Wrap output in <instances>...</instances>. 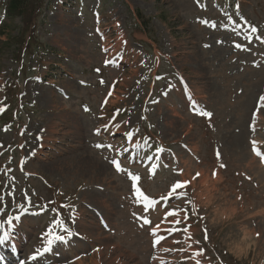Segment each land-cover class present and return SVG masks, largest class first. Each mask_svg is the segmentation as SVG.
I'll return each instance as SVG.
<instances>
[{"label": "rangeland", "instance_id": "rangeland-1", "mask_svg": "<svg viewBox=\"0 0 264 264\" xmlns=\"http://www.w3.org/2000/svg\"><path fill=\"white\" fill-rule=\"evenodd\" d=\"M48 1L29 39L18 36L20 18L5 16L0 4V190L20 202L26 188L41 202L52 198L58 209L70 204L68 211L80 212L81 221L94 210L124 217L134 233L141 232L131 221L138 220L141 206L124 205L123 196L134 197L128 172L153 171L143 168L149 157L144 130L169 159V172L145 179L152 194L166 195L173 182L201 174L187 189L197 210L185 221L199 241L192 247L204 245L211 264H264V161L252 150L256 141L264 152V43L256 39L264 38V0ZM143 19H150L149 28ZM8 36L27 41L30 49L14 53L15 40L11 48L3 45ZM40 41L46 54L39 53ZM161 75L166 78L157 80ZM110 126L120 137L96 133ZM129 131L135 133L131 139ZM38 136L61 140L60 153L37 156L43 142ZM169 146L175 156L167 153ZM113 159L126 171L118 172ZM23 172L34 179H15ZM177 205L189 207L183 198ZM161 222L160 229L172 226ZM102 233L96 245L103 250L88 253L83 264H150L165 249H172L169 264L179 256L178 264H195V258L185 259L193 256L188 234L172 232L154 248L145 232L134 249L135 243L118 245Z\"/></svg>", "mask_w": 264, "mask_h": 264}, {"label": "snow or ice", "instance_id": "snow-or-ice-1", "mask_svg": "<svg viewBox=\"0 0 264 264\" xmlns=\"http://www.w3.org/2000/svg\"><path fill=\"white\" fill-rule=\"evenodd\" d=\"M229 20L232 19V17H228ZM205 23H207L205 21ZM235 23V22H234ZM215 26V25H213ZM251 33H256L258 31V29L253 26L251 27ZM256 39L260 40L261 43H264V38L257 36ZM209 45H205V47H208ZM237 48H241L242 45L237 44L236 45ZM105 51H107V49H105ZM108 63V62H106ZM97 71H99V69H97ZM162 77L157 76L156 79L159 80ZM83 83V82H81ZM101 84L104 83L103 80L100 81ZM139 83V81L137 82ZM166 94V93H165ZM108 95H112L111 91H109ZM259 100L261 102H264V95L259 97ZM105 103H107V100H105ZM3 108H0V112H3ZM85 111H88L87 108H85ZM123 111V109H117L116 112L117 114ZM201 115L206 116V117H211L212 113L210 112H206L201 110L200 112ZM118 127V125H117ZM7 130V129H5ZM135 131H139V129H136ZM100 129H96V133L99 134ZM135 133L133 131H129L126 133V136L128 139H131L133 137ZM42 137L38 136L37 140H41ZM23 147V145H21ZM136 145H134L135 147ZM97 148L100 147H105L104 145H96ZM108 148H111V145L107 146ZM252 150L255 152V154L261 158L262 161H264V152H261L260 149L257 147L256 145V141H252ZM124 151H127V149H124ZM165 150L162 147H157L156 148V159L159 160L160 159V153H163ZM149 160L153 159L152 156L148 157ZM217 159H220V153L219 151H217ZM111 163L113 165H115V168L118 172H125L126 170L121 166V163L118 160L113 159L111 161ZM158 167L157 164H153L152 165V170L153 172L156 170V168ZM163 167H168L167 164L163 165ZM225 165L223 163L219 164V168H224ZM178 174H183V169H178L176 170ZM201 174L199 172L195 173L194 176L192 177V179L189 180H177L175 182H173V184L170 186V190L168 191V193L165 196H162L160 199L167 201V202H171V199H176V200H180V199H184L185 203L189 205L188 208H182L179 205L172 207L170 209H168L165 213V220H170L171 223V227H169L167 229V231L169 233L172 232H180L182 235L183 234H188V239L192 241V243H189L188 247H192V244H199V241H195L192 239L191 234L189 233V229L191 228V223L185 224V221H188L190 219V214H195L196 213V208L195 205L193 204V202L188 199V192L187 189L191 186L192 181L196 180L199 178ZM216 175V172H213V176ZM128 176L131 179L132 183V190H133V195L136 199L137 203H143L144 206V210L148 211L149 209H157L159 207L158 201L157 199L154 198H150L148 195L145 194L144 191L141 190L140 187L137 186L136 181L140 180L141 177L139 175H134L131 172H128ZM43 207V206H42ZM61 207H69L68 205H61ZM52 211L57 213V218H55L52 221L51 226L48 228L47 232L44 233L45 236L48 237L45 246L43 248V251L41 252L39 249L37 250V254L36 255H32L30 257V259L32 260H36L37 256H43L45 253L48 252H52L53 251V245L57 244V243H66L68 242V240H70L73 236L79 235V233H75L73 232L66 224L65 221L63 219L60 218V214L58 212L57 209L53 208ZM133 215H137L136 213H133ZM139 219L142 220L143 225H152V221L144 215H141L138 217ZM15 219L16 221H20L21 217L20 216H15V217H10L8 220V223L11 225L12 224V220ZM198 219H204L203 217H198ZM177 225H179L180 227H176ZM0 227H2V225H0ZM160 228L159 224H156L154 226H152L150 228V234L154 237V245L156 244H160L161 240L164 239L163 236H157V231ZM57 229H59V232H57ZM205 235H204V239L207 240L208 239V235H207V229H204ZM257 238H259L260 233L257 232L256 233ZM9 238V234L7 232H5L3 234V236H0V245L4 244L6 240H8ZM175 243H180L179 240H176ZM172 249H165V251H171ZM98 251V250H97ZM179 251H185L184 248H180ZM199 257V258H197ZM79 258V257H78ZM195 258V264H203V260L200 258H204L208 260V264H211V260L210 258L206 257V253L205 250L200 248L194 251L193 256L192 257H185V259L188 260H192ZM2 259V258H0Z\"/></svg>", "mask_w": 264, "mask_h": 264}, {"label": "trees", "instance_id": "trees-1", "mask_svg": "<svg viewBox=\"0 0 264 264\" xmlns=\"http://www.w3.org/2000/svg\"><path fill=\"white\" fill-rule=\"evenodd\" d=\"M3 1L6 5L7 14L13 18L20 17L25 23V30L23 33L25 35H33L34 23L41 14L42 6L46 0H0ZM25 35L21 34V37L25 38ZM12 37H8L7 43L11 41ZM12 42V41H11ZM20 48L22 43L17 41V38L14 41ZM5 45V46H6ZM8 46V45H7Z\"/></svg>", "mask_w": 264, "mask_h": 264}]
</instances>
